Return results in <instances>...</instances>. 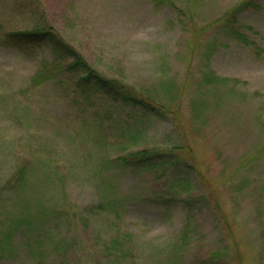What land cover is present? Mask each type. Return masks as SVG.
<instances>
[{
  "label": "rangeland",
  "instance_id": "1",
  "mask_svg": "<svg viewBox=\"0 0 264 264\" xmlns=\"http://www.w3.org/2000/svg\"><path fill=\"white\" fill-rule=\"evenodd\" d=\"M241 1L0 0V236L21 215L37 222L31 233L13 229L16 246L0 264H35L31 245L46 251L45 264H59L38 233L39 205L65 206L84 224L67 227L65 214L59 228L43 229L76 241L66 264L100 263L101 239L125 233L124 264H264V0L229 18L246 41L223 31ZM34 24L56 31L100 75L169 109L123 107L95 88L84 94L78 73L64 69L70 57L58 65L46 45L2 44ZM175 146L184 147L176 154L191 166L181 167L189 184L164 167L106 165ZM161 194L179 205L156 206ZM111 199L117 218L97 207Z\"/></svg>",
  "mask_w": 264,
  "mask_h": 264
},
{
  "label": "trees",
  "instance_id": "2",
  "mask_svg": "<svg viewBox=\"0 0 264 264\" xmlns=\"http://www.w3.org/2000/svg\"><path fill=\"white\" fill-rule=\"evenodd\" d=\"M160 1H167L168 3H172L170 2V0ZM248 9H259V1L242 0L226 14V25L223 31L227 37L246 41V35L238 32L229 18H235L238 13L246 11ZM2 44L8 45V47L21 49L27 47L29 48L31 46L46 45L58 65L59 63L57 62V59H59L60 57H70L71 62L68 63L64 67V69H68L69 72L74 71L75 73H78L76 87L84 94L87 93L88 88H95L103 95L109 97L113 102L121 103V106L123 107L128 106L131 109L139 108L142 112L146 111L149 113L160 115H162L165 110L169 109L167 106H164L158 102L153 101L152 99L150 100L149 98L143 96L137 89L128 86L120 82L119 80L109 79L97 73L91 66L87 64L81 54L74 47L68 44L56 31H54L50 27H44L43 25L34 24L31 29L28 30L6 33L2 39ZM42 73L48 75L46 71ZM182 148L184 147L175 146L170 148L168 151H164L163 149L159 148H153L143 149L138 152H129L110 159V161L106 160V165H114L116 168L120 169L148 170H152L158 167H164L168 171H171V173L175 176L176 181H180L184 184H189V180L185 177L181 167H188L190 165L186 164V162L184 161V155L177 156L176 154V151H180ZM185 148L189 149L187 147ZM29 164L30 162L26 163L27 166ZM21 173L22 171L18 172V176L16 178V183H18L19 186L21 185L19 183L21 182ZM153 201L156 203V206H161L164 209L173 208L179 205L178 201H175L174 198L167 197L165 194H161L158 198H153ZM194 201L196 200L194 199ZM182 203L184 206H186V202H184V200L182 201ZM100 204L101 203H99L97 207L102 206L104 209H110L114 212L116 218L119 216V210L117 206H119L120 204L114 199H111V201L109 200L107 203L102 202V205ZM65 214H70L69 212H67L65 206L56 210L55 208H49L39 205L37 210L38 220L40 221V219L42 218L41 222H39L40 229L38 230V233L42 238H44L46 241H48V243H50L57 249L60 255L59 264H66L67 260L69 258H72L77 253L78 245L76 244V241L74 239H71V241L67 242V238L64 236L62 237V239H54V237H58L60 235H56L51 232L43 233V229L50 227L49 224L47 226V221L48 223H54L53 227L59 228L63 223V217L65 216ZM70 215L72 219L71 222L69 223L64 221L67 227H74L75 229H77L75 223L76 221L78 227L82 228V226H84L82 222L80 224L78 219L74 217V214ZM21 217L22 218L11 220L10 223L11 225H13V228L8 225V228L5 229L4 234L0 236V258H2L3 256H9V250L13 249L16 246L10 236L16 230L15 228L25 226V229L31 233L35 225L37 224V222L34 221V218L31 219L23 215H21ZM47 217H52V220ZM1 228L2 224L0 223V230ZM130 239L131 235H129L128 233H125L123 235L117 234L115 237L111 239L109 238L108 240L101 239L103 248L100 249V253L97 258L100 263L96 262L95 264H124V256L127 253H131L129 251L130 247L126 245V243H130ZM124 244L125 246H123ZM36 245L39 246V243H37ZM28 250L32 255V250H35V264H45L44 255L46 254V251L41 245L39 248L31 245Z\"/></svg>",
  "mask_w": 264,
  "mask_h": 264
}]
</instances>
